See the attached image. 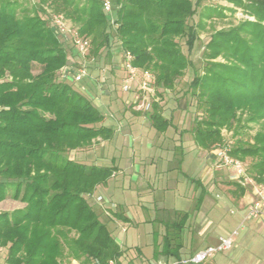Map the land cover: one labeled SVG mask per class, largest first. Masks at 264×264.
<instances>
[{
	"label": "trees",
	"instance_id": "trees-1",
	"mask_svg": "<svg viewBox=\"0 0 264 264\" xmlns=\"http://www.w3.org/2000/svg\"><path fill=\"white\" fill-rule=\"evenodd\" d=\"M26 1L0 0V202L11 199L24 205L0 212L1 264H121L124 251L89 202L116 168L68 156L94 140L110 139L113 130L102 125L104 115L93 102L60 77L63 68H79L71 61L77 50L57 36L45 10L62 15L89 40L87 55L78 53L82 59L103 51L107 55L115 38L120 52L132 55L133 66L152 73L157 89L171 90L191 66L180 41L188 53L193 50L198 25L190 20L202 0H112V21L102 12L100 0ZM220 1L252 20L215 31L206 43L209 63L190 82L202 111L193 139L209 149L222 141V129L232 132L230 155L244 162L249 177L261 184L264 0ZM218 58L223 61H215ZM144 115L159 132L173 125L158 100ZM248 125L256 126L255 132L239 137ZM192 182L200 187V205L206 192L198 181ZM230 183L235 193H244ZM114 216L128 221L124 213ZM187 221L188 213H183L165 225L154 258L180 260Z\"/></svg>",
	"mask_w": 264,
	"mask_h": 264
},
{
	"label": "rangeland",
	"instance_id": "rangeland-1",
	"mask_svg": "<svg viewBox=\"0 0 264 264\" xmlns=\"http://www.w3.org/2000/svg\"><path fill=\"white\" fill-rule=\"evenodd\" d=\"M36 1L27 0L26 5L36 4ZM196 1L192 0L193 3ZM45 13L52 17L50 10L46 9ZM246 19L252 20L241 9L226 1L202 0L196 7V15L190 20V23L198 25V38L193 50L188 53L185 43L180 41L191 66L176 81L173 89H157L154 84L146 93L150 103L158 100L163 116L172 120V127L164 132L150 126L145 115L133 108L135 97L142 98L141 93L136 91L135 82L130 84L129 91L121 90L124 72L120 67L119 44L115 38L111 40L107 55L103 51L101 55L82 59L78 52L73 51V65L80 67L84 64L90 67L88 73L91 71L81 81L69 82L103 113L102 125L111 128L113 134L108 140H94L77 151H71L68 156L86 164L116 168L107 184L93 192L89 202L124 251L121 264H156L153 255L156 246L158 249L162 246L165 225L179 214L188 213L183 232L185 244L180 251L183 258L203 249L211 238L227 236L242 221L244 212L234 209L235 215L230 216L227 211L238 205V199L233 195L235 186L225 173L218 170L211 173L213 167L210 152L214 145L202 149L194 142L192 129L195 120L202 117V111L197 97L191 94L190 82L209 63L205 53L210 36L215 31L235 26ZM215 61L223 60L218 58ZM137 80H142L140 75ZM256 128L248 125L239 137L252 135ZM221 134L222 141L218 144L233 142L232 132L222 129ZM249 162L246 161L247 164ZM200 178L207 194L198 205L200 187L191 181H200ZM98 196L102 202H96ZM2 202L0 212L24 206L11 199ZM121 207L131 220L123 222L114 216V213L123 214ZM204 228L205 232L198 235ZM249 229L259 231H254L253 244L264 242V228L246 221L236 236V245ZM236 250L233 247L229 251L215 254L205 264L231 262Z\"/></svg>",
	"mask_w": 264,
	"mask_h": 264
},
{
	"label": "built area",
	"instance_id": "built-area-1",
	"mask_svg": "<svg viewBox=\"0 0 264 264\" xmlns=\"http://www.w3.org/2000/svg\"><path fill=\"white\" fill-rule=\"evenodd\" d=\"M100 2L102 12L105 15H108L112 21V0H100ZM51 24L60 39L71 43L81 56L84 57L87 55L90 47L89 40L81 36L78 30L68 23V20L64 19L62 15L52 14ZM119 56L120 67L124 72L121 90L129 91L130 84L134 82L136 83V91L141 93L142 98L135 97L133 108L144 114L150 108L151 103L148 99V95L146 96V93H149L150 88L154 85V76L149 71L139 70L133 66V57L128 51L120 52ZM88 75V68L85 65L75 69L73 73L68 68H63L60 71V77L62 79L73 82H79ZM138 75L141 76L142 80H137ZM231 144L232 142L225 141L221 144L214 145L210 155L212 157L211 161L214 170L224 169L227 172L229 181L235 182L243 187L249 186L250 199L246 205V211L242 221L235 229L230 231L227 236L219 237L215 244L208 245L203 249L196 251L189 257L174 261L170 264H203L215 254L231 250L233 242L239 234V230L244 228L246 221H258L264 226V183L259 184L254 182L249 177L244 164L239 159L230 155ZM96 202H102V198L99 196L96 197ZM2 251L3 249L0 247V255ZM72 264L80 263L73 261ZM106 264L117 263L114 260H110Z\"/></svg>",
	"mask_w": 264,
	"mask_h": 264
},
{
	"label": "crops",
	"instance_id": "crops-1",
	"mask_svg": "<svg viewBox=\"0 0 264 264\" xmlns=\"http://www.w3.org/2000/svg\"><path fill=\"white\" fill-rule=\"evenodd\" d=\"M215 171H217V170L212 169L211 173L215 172ZM217 172H223V173H225L227 175V172L224 169H218ZM202 178H200V181H199V179L196 180V181H198L200 183L201 187L205 190V192L207 194L206 188L201 184ZM193 181H195V179H193ZM241 187L244 188V193H242L241 195L239 193H235V192L233 193V195L238 199V202H237L238 205L236 207H234V208L232 206H230L232 208H230V209L228 208L227 209L228 214L230 216H234L235 215L234 209L237 210V211H240V212H244V215H245L246 205H247V203H248V201L250 199V193H249V189H246V187H243V186H241ZM206 194L204 195V197L206 196ZM199 195H200V193H199ZM203 200H204V198H203ZM1 203H3V202H0V204ZM121 208L123 209L124 216L127 217L128 220H131V218L128 215V213H126V210L123 207H121ZM252 222L253 223H257L262 228H264V226L260 222H258V221H252ZM185 227H186V225H185ZM185 227L183 229V232L185 230ZM205 228L201 232H198V235H202L205 232ZM224 229H225V231H227V228H224ZM256 229L254 231H257ZM254 231L249 229L241 237V240L239 242H237L238 243L237 245L235 244L236 239L234 240L232 248L236 247L237 250L233 253V256L231 257V262L222 263V264H235L238 261L242 262V264H264V242L260 241V242H258L256 244H253V241H254L253 236H254V233H255ZM183 232L181 234V242H182V248L181 249H183L184 244H185L184 243ZM258 232L259 231H257V233ZM219 237H222V236L219 235V236H217L216 239L211 238L206 246L215 244ZM155 259H156L155 261L157 262L156 264H170V263L175 261L172 258L166 259L163 256H160V257H158V259L157 258H155ZM180 259H183V256L181 255V253H180Z\"/></svg>",
	"mask_w": 264,
	"mask_h": 264
}]
</instances>
